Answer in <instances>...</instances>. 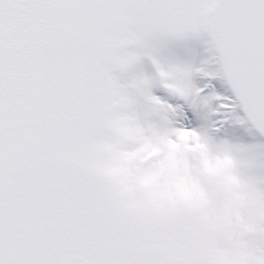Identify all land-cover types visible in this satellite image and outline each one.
Here are the masks:
<instances>
[{
    "label": "snow or ice",
    "instance_id": "6c2138e0",
    "mask_svg": "<svg viewBox=\"0 0 264 264\" xmlns=\"http://www.w3.org/2000/svg\"><path fill=\"white\" fill-rule=\"evenodd\" d=\"M205 34L217 67L195 70L202 85L152 53L154 39ZM145 55L216 132L235 117L264 133V0H0V264H264V145L189 127L152 76L122 80ZM106 144L138 152L127 183L184 175L212 203L130 194L102 170ZM224 155L232 190L204 165ZM237 192L251 231L225 212Z\"/></svg>",
    "mask_w": 264,
    "mask_h": 264
},
{
    "label": "clouds",
    "instance_id": "9594fccd",
    "mask_svg": "<svg viewBox=\"0 0 264 264\" xmlns=\"http://www.w3.org/2000/svg\"><path fill=\"white\" fill-rule=\"evenodd\" d=\"M103 148L111 153V159L103 165L102 170L108 176L122 182L124 189L130 194L138 190H146L154 199L180 201L193 208H203L212 203V198L198 181L184 175L170 176L166 182L162 183L161 172H150L136 177L133 183H127L128 164L135 160L138 152L118 151L110 144L104 145ZM153 151L156 149L154 148ZM204 165L207 172L219 177L224 188L232 190L241 184V178L234 171L235 161L230 155L215 159L206 158ZM243 201V193H235V200L226 207L225 212L230 220H234L246 230L251 231L254 225L250 224L244 215Z\"/></svg>",
    "mask_w": 264,
    "mask_h": 264
},
{
    "label": "rangeland",
    "instance_id": "374dc122",
    "mask_svg": "<svg viewBox=\"0 0 264 264\" xmlns=\"http://www.w3.org/2000/svg\"><path fill=\"white\" fill-rule=\"evenodd\" d=\"M208 39L209 37L206 34L201 36L189 35L182 38L161 37L152 40L150 44L153 55L165 65L181 64L191 67L193 69V82L199 86L204 84L209 78L204 73L195 70L203 68L205 71H213L217 67L213 52L209 50V45L206 43ZM137 74H147L154 78L152 91L155 95H159L166 101L174 104L178 101H183L186 105L190 106L183 98L173 96L159 83L158 72L150 56H143L127 72L121 73V79L129 80ZM194 110L197 113V121L189 127H196L201 131H212L218 139H227L232 143L264 145V141L260 139L247 123L240 124L234 122L235 117H233L224 122L221 130L216 132L212 127L215 117L208 119L203 110ZM237 114L241 115L240 110H238Z\"/></svg>",
    "mask_w": 264,
    "mask_h": 264
},
{
    "label": "water",
    "instance_id": "95a60500",
    "mask_svg": "<svg viewBox=\"0 0 264 264\" xmlns=\"http://www.w3.org/2000/svg\"><path fill=\"white\" fill-rule=\"evenodd\" d=\"M242 110V109H241ZM242 112H243V110H242ZM244 114V113H243ZM255 128V127H254ZM256 129V128H255ZM258 132H259V130L258 129H256ZM261 135H262V137L264 138V133H261V132H259Z\"/></svg>",
    "mask_w": 264,
    "mask_h": 264
}]
</instances>
